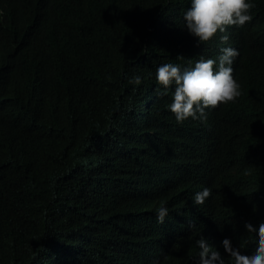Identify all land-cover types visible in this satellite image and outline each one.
<instances>
[{"label":"trees","instance_id":"16d2710c","mask_svg":"<svg viewBox=\"0 0 264 264\" xmlns=\"http://www.w3.org/2000/svg\"><path fill=\"white\" fill-rule=\"evenodd\" d=\"M249 2L251 22L197 46L191 0H0V264H199L201 236L225 264V238L255 253L244 225L264 223V0ZM225 47L241 96L178 123L157 68L218 64ZM206 146L205 170L180 155Z\"/></svg>","mask_w":264,"mask_h":264},{"label":"clouds","instance_id":"9594fccd","mask_svg":"<svg viewBox=\"0 0 264 264\" xmlns=\"http://www.w3.org/2000/svg\"><path fill=\"white\" fill-rule=\"evenodd\" d=\"M255 7L249 0H191V6L185 11L184 22L188 33L196 38L198 44L210 42L217 33H225L231 26L242 27L253 19L251 10ZM226 43L228 35L220 37ZM220 50V48H219ZM218 64L214 59H198L192 68L181 70L179 64L164 63L156 70V81L162 86L161 95H167L168 90L174 86L172 102L169 109L174 114L178 123L191 118L206 122V109H215L220 105L234 103L241 96V86L233 77V63L239 52L232 47L222 48L218 51ZM183 57H177L182 59ZM140 76H134L129 83L139 85ZM180 150V155L189 158L200 170L208 167L207 146L198 153L190 154ZM213 195L210 188L205 187L201 192L193 195L194 201L189 200V205H203ZM178 209L181 214L190 210L188 205L180 204ZM159 223L171 227L164 221L168 215L167 207L161 205L156 209ZM264 222V220H263ZM194 225L190 223L189 228ZM247 233L255 234L257 248L253 255H243L239 247H233L230 239L222 241V247L233 264H264V223L257 228L250 223L244 225ZM172 228V227H171ZM199 250V264H225L224 257L216 250V242H209L201 236L196 241ZM152 264H160L153 260Z\"/></svg>","mask_w":264,"mask_h":264}]
</instances>
